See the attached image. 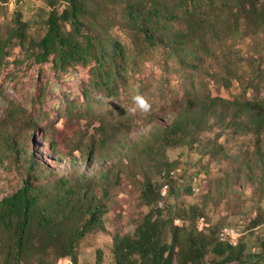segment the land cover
I'll return each instance as SVG.
<instances>
[{
  "label": "rangeland",
  "instance_id": "rangeland-1",
  "mask_svg": "<svg viewBox=\"0 0 264 264\" xmlns=\"http://www.w3.org/2000/svg\"><path fill=\"white\" fill-rule=\"evenodd\" d=\"M90 1L95 7L104 2L105 16L113 22L111 35L134 61L125 92L118 98L93 87L91 66L77 65L60 74L52 57L39 64L26 52L32 49L27 42L39 41L46 31L45 0H10L0 7V41L13 33L16 13L25 23L26 36L25 43L10 39L0 66V201L23 185L32 161L39 171L37 183L51 200V186L58 179L85 178L92 187L90 194L103 201L107 213L103 230L92 231L77 243V264H114L112 237L132 235L150 212L140 201L146 179L160 189L157 208L162 215L194 206L199 211L196 226L203 233L225 227L242 232L239 221L244 229L256 215H264V184L258 187L249 178L250 173L256 178L261 172L254 151L257 144L264 150V130L256 138L214 118L195 140L140 153L154 145L149 139L156 125L169 123L173 113L191 105L194 91L202 101L206 96L222 99L225 103H219L217 113L226 117L232 114L233 101H264V31L252 35L231 15L235 5L228 3L229 11L212 14L217 33L209 49L199 50V71H193L165 50L150 48L141 35L121 24L119 0ZM161 1L173 8L169 0ZM181 13L176 30L185 29ZM137 97L147 103V110ZM163 172L173 175L164 177ZM262 238L264 224L245 228L241 240L245 254L251 255ZM217 260L208 254L203 264H219ZM0 264H7L3 250ZM42 264H70V260H58L49 250Z\"/></svg>",
  "mask_w": 264,
  "mask_h": 264
},
{
  "label": "trees",
  "instance_id": "trees-1",
  "mask_svg": "<svg viewBox=\"0 0 264 264\" xmlns=\"http://www.w3.org/2000/svg\"><path fill=\"white\" fill-rule=\"evenodd\" d=\"M9 1L0 0V7ZM119 1L123 7L121 24L141 35L150 48L165 50L183 67L193 71H199V50L209 49L217 33V20L212 14L223 15L228 3L235 5L231 15L236 21L245 23L252 35L264 31V3L259 4V0H169L173 8L161 0ZM45 3L49 8L46 31L39 41L27 42L32 48L26 51L30 57L39 64L52 57V66L60 74L77 65L91 66L92 85L96 90L109 98L123 94L127 73L134 61L111 35L113 22L105 16L104 2L98 1V7L90 0H45ZM217 5L220 8L216 10ZM179 11L185 18L184 30L174 27L180 17ZM13 23L15 29L10 38L0 41V66L8 55L11 38L26 42L25 23L19 13L15 14ZM190 97L193 98L188 108L173 113L169 123L156 125L149 139L154 145L143 147L140 155L149 149L175 147L195 140L214 118L226 128L241 134L252 133L256 138L264 130V101H233L229 103L232 114L226 117L222 111L217 113L219 103H225L222 99L206 96L202 101L195 91ZM116 142L120 144L119 140ZM254 157L261 172L253 178L249 171V178L262 187L264 150L259 144ZM28 168L23 185L0 201V250H3L4 261L7 264H29L31 261L42 264L49 250H53L56 259L68 258L70 264H77V243L92 231L103 230L106 205L90 194L91 184L85 183L82 177L55 181L51 186V200L37 183V165L32 161ZM166 174L169 177V172ZM104 181L109 179L104 177ZM160 199L159 187L146 179L140 201L150 212L132 235L112 237L114 264H203L208 254L218 259L219 264H260L264 260V238L251 255H246L242 239L232 247L219 241L221 229L217 233L211 229L207 234L199 230L197 207L181 209L179 213L170 210L164 216L157 208ZM262 224L264 215H256L244 229L242 224L240 226L244 232L245 228L253 230ZM100 261L97 253L96 262Z\"/></svg>",
  "mask_w": 264,
  "mask_h": 264
},
{
  "label": "bare ground",
  "instance_id": "bare-ground-1",
  "mask_svg": "<svg viewBox=\"0 0 264 264\" xmlns=\"http://www.w3.org/2000/svg\"><path fill=\"white\" fill-rule=\"evenodd\" d=\"M169 175H173V173H170ZM162 176L166 177L167 174L163 172ZM239 224H241V221H239ZM232 232H239L238 233V236H237V245H238V242L243 238L244 236V232H241L239 229H234L232 227H225L223 229H221L218 233V237L219 238H222L223 235H229L230 233ZM230 246L232 247H235L237 246L236 244H229Z\"/></svg>",
  "mask_w": 264,
  "mask_h": 264
},
{
  "label": "built area",
  "instance_id": "built-area-1",
  "mask_svg": "<svg viewBox=\"0 0 264 264\" xmlns=\"http://www.w3.org/2000/svg\"><path fill=\"white\" fill-rule=\"evenodd\" d=\"M239 232H232L229 235H223L222 238H219L220 242L228 243V244H236L237 245V236Z\"/></svg>",
  "mask_w": 264,
  "mask_h": 264
},
{
  "label": "clouds",
  "instance_id": "clouds-1",
  "mask_svg": "<svg viewBox=\"0 0 264 264\" xmlns=\"http://www.w3.org/2000/svg\"><path fill=\"white\" fill-rule=\"evenodd\" d=\"M136 99H137V103L139 104V106H140L142 109L147 110V108H148L147 103H146L143 99H141V98H139V97H137Z\"/></svg>",
  "mask_w": 264,
  "mask_h": 264
}]
</instances>
